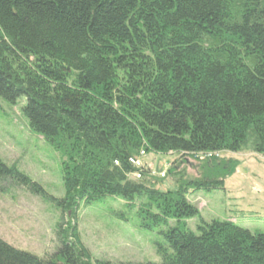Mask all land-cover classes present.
Returning a JSON list of instances; mask_svg holds the SVG:
<instances>
[{
    "label": "trees",
    "instance_id": "obj_1",
    "mask_svg": "<svg viewBox=\"0 0 264 264\" xmlns=\"http://www.w3.org/2000/svg\"><path fill=\"white\" fill-rule=\"evenodd\" d=\"M0 98H24L30 129L60 153L68 217L53 254L0 239V264H115L93 258L76 224L82 204L107 198L167 228L148 264H264V234L187 229L200 216L188 195L225 182L175 168L198 154L264 157V0H0ZM142 151L176 155L170 178L133 166ZM7 180L44 193L0 160Z\"/></svg>",
    "mask_w": 264,
    "mask_h": 264
},
{
    "label": "rangeland",
    "instance_id": "obj_2",
    "mask_svg": "<svg viewBox=\"0 0 264 264\" xmlns=\"http://www.w3.org/2000/svg\"><path fill=\"white\" fill-rule=\"evenodd\" d=\"M24 98L10 103L0 98V160L15 166L39 185L44 193L7 180L0 182V239L17 250L38 257L53 254L58 239L57 227L68 225L56 199L64 197L60 153L29 127L23 108ZM217 158V159H213ZM176 155L147 153L143 163L168 175ZM227 159L222 163L216 160ZM175 167L185 169L190 178L204 174L223 178V190L199 191L188 200L200 216L186 222L198 233L202 220L232 221L254 234H264V157L247 152L186 156ZM208 161V162H206ZM222 172V173H221ZM123 202L107 198L91 205L82 204L77 212V230L84 245L96 260L111 263H158V247L164 243L166 227L147 230L136 210L128 211ZM62 217V220H61ZM175 225L171 222L170 226Z\"/></svg>",
    "mask_w": 264,
    "mask_h": 264
},
{
    "label": "built area",
    "instance_id": "obj_3",
    "mask_svg": "<svg viewBox=\"0 0 264 264\" xmlns=\"http://www.w3.org/2000/svg\"><path fill=\"white\" fill-rule=\"evenodd\" d=\"M145 155H146L145 152L142 151V152L140 153V156H139L138 158H135V159H131V160H130L131 164H132L133 166H135L136 168H142V167H144L143 157H144ZM154 175H160L161 178L165 177L164 172L161 173V174H157L156 172H154ZM135 177H136L137 179H139V178L141 177V175H140L139 173H136V174H135Z\"/></svg>",
    "mask_w": 264,
    "mask_h": 264
}]
</instances>
